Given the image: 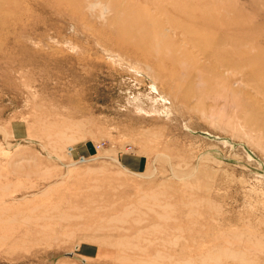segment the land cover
I'll return each instance as SVG.
<instances>
[{
    "label": "rangeland",
    "instance_id": "1",
    "mask_svg": "<svg viewBox=\"0 0 264 264\" xmlns=\"http://www.w3.org/2000/svg\"><path fill=\"white\" fill-rule=\"evenodd\" d=\"M0 264H264V0H0Z\"/></svg>",
    "mask_w": 264,
    "mask_h": 264
}]
</instances>
